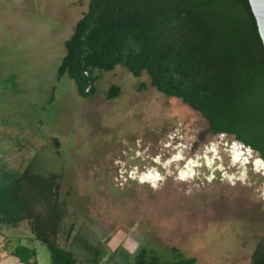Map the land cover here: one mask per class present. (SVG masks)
Returning <instances> with one entry per match:
<instances>
[{
    "label": "rangeland",
    "instance_id": "obj_1",
    "mask_svg": "<svg viewBox=\"0 0 264 264\" xmlns=\"http://www.w3.org/2000/svg\"><path fill=\"white\" fill-rule=\"evenodd\" d=\"M88 2L0 0V164L60 176L64 229L99 243L100 264L117 247L124 257L141 245L176 248L196 264H264L257 152L233 135L211 134L201 114L150 87L144 73L93 70L94 92L85 98L58 77L64 41ZM113 85L119 94L107 99ZM247 102L264 132L262 81ZM0 235L7 250L25 245L37 264H51L26 222L0 225ZM3 256L0 264H22Z\"/></svg>",
    "mask_w": 264,
    "mask_h": 264
},
{
    "label": "trees",
    "instance_id": "obj_2",
    "mask_svg": "<svg viewBox=\"0 0 264 264\" xmlns=\"http://www.w3.org/2000/svg\"><path fill=\"white\" fill-rule=\"evenodd\" d=\"M124 67L148 77L149 86L180 99L208 122V131L233 135L264 161V132L256 129L247 100L264 83V49L247 0H89L87 11L64 41L58 77L67 76L81 97L94 92L93 70ZM142 83L139 89H146ZM88 91L86 92V89ZM119 88L111 86L107 99ZM258 123V124H257ZM61 177L0 164V225L26 222L32 238L47 247L51 264H100L104 251L85 234L64 229ZM70 241L69 249L58 244ZM117 247L106 264H196L176 248L145 245L132 254ZM22 264H37L25 245L9 249Z\"/></svg>",
    "mask_w": 264,
    "mask_h": 264
},
{
    "label": "water",
    "instance_id": "obj_3",
    "mask_svg": "<svg viewBox=\"0 0 264 264\" xmlns=\"http://www.w3.org/2000/svg\"><path fill=\"white\" fill-rule=\"evenodd\" d=\"M264 49V0H247ZM88 88L86 89V92Z\"/></svg>",
    "mask_w": 264,
    "mask_h": 264
},
{
    "label": "crops",
    "instance_id": "obj_4",
    "mask_svg": "<svg viewBox=\"0 0 264 264\" xmlns=\"http://www.w3.org/2000/svg\"><path fill=\"white\" fill-rule=\"evenodd\" d=\"M7 237L6 236H3V235H0V253L1 254H4L3 257H7V256H10V257H13L9 254V249L7 250L6 248V245L5 243L7 242ZM14 258V257H13ZM16 259V258H15ZM17 260V259H16Z\"/></svg>",
    "mask_w": 264,
    "mask_h": 264
},
{
    "label": "flooded vegetation",
    "instance_id": "obj_5",
    "mask_svg": "<svg viewBox=\"0 0 264 264\" xmlns=\"http://www.w3.org/2000/svg\"><path fill=\"white\" fill-rule=\"evenodd\" d=\"M252 151H253V150H252ZM259 157H260V156H259ZM260 160L263 161L261 158H260ZM263 163H264V161H263Z\"/></svg>",
    "mask_w": 264,
    "mask_h": 264
}]
</instances>
